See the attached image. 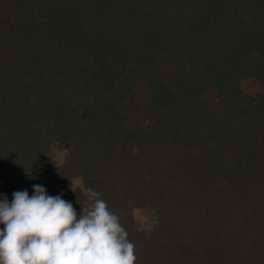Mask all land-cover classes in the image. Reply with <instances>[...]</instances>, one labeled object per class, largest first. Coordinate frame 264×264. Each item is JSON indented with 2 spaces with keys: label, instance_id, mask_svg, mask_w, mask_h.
<instances>
[{
  "label": "trees",
  "instance_id": "obj_1",
  "mask_svg": "<svg viewBox=\"0 0 264 264\" xmlns=\"http://www.w3.org/2000/svg\"><path fill=\"white\" fill-rule=\"evenodd\" d=\"M75 178L136 264H264V0H0V196Z\"/></svg>",
  "mask_w": 264,
  "mask_h": 264
},
{
  "label": "clouds",
  "instance_id": "obj_2",
  "mask_svg": "<svg viewBox=\"0 0 264 264\" xmlns=\"http://www.w3.org/2000/svg\"><path fill=\"white\" fill-rule=\"evenodd\" d=\"M84 195L79 216L63 194L50 196L39 184L31 196L13 192L11 203L0 196V264H136L120 218L99 192Z\"/></svg>",
  "mask_w": 264,
  "mask_h": 264
},
{
  "label": "rangeland",
  "instance_id": "obj_3",
  "mask_svg": "<svg viewBox=\"0 0 264 264\" xmlns=\"http://www.w3.org/2000/svg\"><path fill=\"white\" fill-rule=\"evenodd\" d=\"M260 86V82L254 79H248L242 83L243 91L248 92L252 95L254 94V96L262 95ZM52 159L59 165L63 164L66 159V152H63L62 150L58 149H53ZM72 181L73 188L75 189V191L82 192V194H84L85 187L83 185L82 180L80 178H75ZM130 208L132 212V220L139 225L140 231L150 229L152 225V216L150 215L149 211H147L142 206V203H140L139 200L132 201L130 203Z\"/></svg>",
  "mask_w": 264,
  "mask_h": 264
}]
</instances>
